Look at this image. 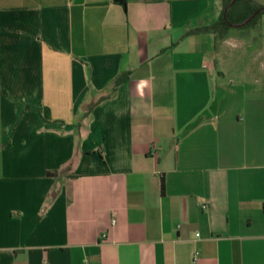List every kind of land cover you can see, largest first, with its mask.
I'll return each mask as SVG.
<instances>
[{
    "label": "crops",
    "instance_id": "crops-1",
    "mask_svg": "<svg viewBox=\"0 0 264 264\" xmlns=\"http://www.w3.org/2000/svg\"><path fill=\"white\" fill-rule=\"evenodd\" d=\"M222 11L0 0V264H264V79H218Z\"/></svg>",
    "mask_w": 264,
    "mask_h": 264
},
{
    "label": "rangeland",
    "instance_id": "rangeland-1",
    "mask_svg": "<svg viewBox=\"0 0 264 264\" xmlns=\"http://www.w3.org/2000/svg\"><path fill=\"white\" fill-rule=\"evenodd\" d=\"M257 1L264 4V0ZM230 32L235 42L226 56L217 58L216 69L220 72L218 79L223 74L229 90L242 96L247 88L261 84L264 79V15L253 24L231 28ZM233 98L228 96L226 102Z\"/></svg>",
    "mask_w": 264,
    "mask_h": 264
},
{
    "label": "trees",
    "instance_id": "trees-1",
    "mask_svg": "<svg viewBox=\"0 0 264 264\" xmlns=\"http://www.w3.org/2000/svg\"><path fill=\"white\" fill-rule=\"evenodd\" d=\"M115 3L126 8V0H113ZM223 0V11L220 19L208 27H203L196 32H210L215 35L217 41H223L229 34L231 28L245 27L253 24L258 17L264 15V9L247 22L249 18L258 10L264 8L257 0ZM232 4V5H231ZM122 82L121 78L118 84ZM54 173L58 174V171ZM53 174V173H52ZM165 190V179L161 177V192Z\"/></svg>",
    "mask_w": 264,
    "mask_h": 264
},
{
    "label": "water",
    "instance_id": "water-1",
    "mask_svg": "<svg viewBox=\"0 0 264 264\" xmlns=\"http://www.w3.org/2000/svg\"><path fill=\"white\" fill-rule=\"evenodd\" d=\"M235 1V0H234ZM233 1V2H234ZM232 5V4H231ZM264 8H262V9H260V10H258V11H256L250 18H249V20L247 21V22H249L250 20H252L255 16H257L262 10H263Z\"/></svg>",
    "mask_w": 264,
    "mask_h": 264
},
{
    "label": "built area",
    "instance_id": "built-area-1",
    "mask_svg": "<svg viewBox=\"0 0 264 264\" xmlns=\"http://www.w3.org/2000/svg\"><path fill=\"white\" fill-rule=\"evenodd\" d=\"M85 264H89L88 262H86Z\"/></svg>",
    "mask_w": 264,
    "mask_h": 264
}]
</instances>
